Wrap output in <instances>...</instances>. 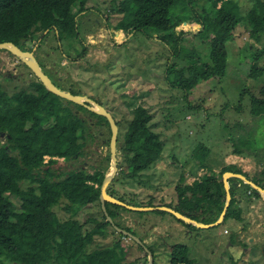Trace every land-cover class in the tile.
I'll use <instances>...</instances> for the list:
<instances>
[{"label":"trees","instance_id":"1","mask_svg":"<svg viewBox=\"0 0 264 264\" xmlns=\"http://www.w3.org/2000/svg\"><path fill=\"white\" fill-rule=\"evenodd\" d=\"M230 2L113 0L108 14L120 17L112 28L119 39L126 34L151 31L158 35L161 42L171 46L176 58L186 60L182 67L173 63L167 69L166 76L171 87L181 91L188 100L199 83L226 75L229 55L227 44L235 40L238 29L244 27L252 38L261 41L264 34V0H254L252 6L245 7L242 12H236ZM208 3L211 8L217 9L216 14L209 12L206 7ZM74 6H77L76 12L72 10ZM178 7L194 14L176 17L173 10ZM199 8H203L202 11ZM86 10H89L87 0H0V43L13 42L21 46L25 41L35 40L38 35L45 38L54 32L60 43L67 41L78 53L73 57L71 52H64L66 56L77 60L86 52L78 26V16ZM106 20L110 22L109 16ZM186 23H196L200 29L195 33L177 30ZM190 34L195 35L200 42L187 48L183 45L180 47V43L185 42ZM251 53L253 62L248 77L258 79L264 75V66L260 65L264 48ZM36 79L33 91L21 89L8 93L0 88V135L2 132L6 134L4 142L0 139V264H137L139 259L129 261L130 246L125 245L122 239L132 241L141 249L143 247L132 237L118 232L103 209L101 218L89 217L84 222L73 218L61 220L53 210L55 206H60L61 200L67 202L65 210L73 215L95 204L102 206L101 185L110 167V155L105 157L102 167L93 166L92 171L83 167L62 171L55 165L60 162V158L68 163L84 155L87 136L95 138L91 132V118L96 119L95 124L107 125L108 143L112 132L105 116L58 96ZM70 91L82 95L75 89ZM261 92L264 93V86ZM250 111L254 115L264 114V98L253 97ZM51 119L55 122L49 125ZM152 119L146 106L136 105L131 121L119 133L118 149L124 158V166L119 165L120 171L108 192L124 202L123 196L110 190L118 176L120 179L140 176L164 151L163 141L150 127ZM116 123L120 125L118 121ZM205 152L210 154L209 148L201 144L194 156L199 157ZM234 154L242 155V151L234 148ZM47 156L50 157L48 161L45 159ZM129 168L131 172H128ZM226 172L246 176L245 172L234 170L230 165L223 167L219 174L213 169L192 184L187 183L190 175L183 174L176 186L175 207L154 205L153 200L148 206L141 207L167 206L193 220L214 223L219 219L226 202L223 181ZM233 181L240 184L238 189L246 187L248 193L242 195L234 185L231 186L232 201L223 222L228 219L242 221L244 210L239 207L240 202L249 201V197L251 200V196L253 199L260 197V193L250 184L236 178H231L229 182ZM254 182L264 188L263 184ZM6 192L20 197L22 202L19 208L5 198ZM237 193L239 198L236 197ZM106 207L113 220H116L120 210L129 211L109 202ZM151 212L160 215L169 213L162 210ZM109 227L112 232H109ZM123 229L135 235L129 227ZM112 233L118 234L119 238L111 245L94 247L96 237L107 239ZM150 250L154 254V250ZM143 251L147 264L148 254ZM188 252V247L183 244L173 245L170 264H194Z\"/></svg>","mask_w":264,"mask_h":264},{"label":"rangeland","instance_id":"2","mask_svg":"<svg viewBox=\"0 0 264 264\" xmlns=\"http://www.w3.org/2000/svg\"><path fill=\"white\" fill-rule=\"evenodd\" d=\"M230 1L236 12H242V9L252 6L254 2ZM112 2L87 0L89 10L78 16L86 52L77 60L73 57L78 53L67 41L60 43L54 32L45 38L38 35L35 39L37 44L43 40L40 53L43 63L56 79H60L58 84L66 90L73 88L82 96L106 107L116 122L120 123L119 133L131 121L136 105L143 104L153 116L150 127L163 141L161 157L138 177L126 176L120 179L118 176L117 180H120H116L110 190L123 196L126 203L131 205L148 206L150 200H153L154 205L175 207L176 186L183 174L190 175L187 183L192 184L196 179L211 173L214 168L219 174L228 165L234 170L245 172L248 180L264 185V114L254 115L250 111L253 97L264 98L261 92L264 75L258 79L248 77L253 62L251 52L257 53L264 48V34L258 42L244 27L238 29L235 40L227 44L229 55L226 75L199 83L186 100L181 91L171 87L166 76L167 69L173 63L182 67L186 60L176 58L171 46L161 42L158 35L151 31L126 34V38L119 39L112 28L120 17L108 14ZM206 7L209 12L216 14L217 9L211 8L209 3ZM202 9L199 8V11ZM72 10L76 12L77 6ZM173 13L176 17L194 14L181 7L175 8ZM108 16L110 22L106 20ZM185 27L179 26L177 30L195 33L200 29L198 24L192 29L187 26L189 30ZM198 42L200 39L190 34L185 42L180 43V47L183 45L187 48ZM76 46L81 49L78 43ZM64 52H71L73 57L66 56ZM14 64L15 59L9 52L0 51L1 72L9 70L13 74ZM260 65L264 66V56ZM23 70L25 74L18 81H5L4 74L0 73V88L8 93L21 89L32 91L30 81L37 79L26 68ZM23 79L26 82H22ZM91 119V132L95 138L87 136L84 155L68 163L60 158L56 168L65 171L83 167L92 171L91 167H102L105 157L111 156L107 125L95 124L96 119ZM54 122L51 119L49 125ZM4 138L0 135L3 142ZM201 144L209 148L210 154L205 152L207 156H194ZM234 148L242 151V155L234 154ZM45 159L48 161L50 157ZM118 159L123 167L124 158L119 149ZM131 171L129 168L128 172ZM231 178L237 179L228 177ZM234 183L231 182L235 186ZM235 188L242 195L248 193L246 187ZM5 198L16 208L20 207L22 201L19 196L6 192ZM60 203L53 210L61 220L73 218L84 222L89 217L103 216V208L99 204L83 208L73 215L65 210V200ZM242 207L244 220L228 219L212 228L181 223L170 213L160 215L133 210H120L113 222L122 228L129 227L140 240L143 238L144 244L154 250L155 264H170L175 244L188 247L189 258L194 264H264V199L261 195L258 199L251 196V200L249 197V201H243ZM108 229L112 232L111 227ZM118 238V234L113 233L107 239L96 237L94 247L111 245ZM122 242L130 246L129 261L139 259L137 264H145V248L140 243L142 249L130 240L123 238Z\"/></svg>","mask_w":264,"mask_h":264},{"label":"water","instance_id":"3","mask_svg":"<svg viewBox=\"0 0 264 264\" xmlns=\"http://www.w3.org/2000/svg\"><path fill=\"white\" fill-rule=\"evenodd\" d=\"M36 47L34 50L29 51V50H22L20 47H18L15 43L13 42H3L0 43V51H8L15 55L16 57L20 58L36 75V77L44 84V86L51 92L57 94L58 96L67 99L69 101H72L73 103L83 105L87 107L89 110L105 116L111 126V139H110V154H111V163H110V171L106 173L105 178L103 180V183L101 185V195H100V200L102 203V208L105 211L107 219L113 224L114 228L120 232L123 233L124 235L130 236L133 239H135L138 243H140L145 250L148 253V263L147 264H154V254L153 252L144 244L142 240H140L137 236L132 234L131 232L124 230L123 228L119 227L118 225L114 224L112 217L108 214L106 203H113L122 207H125L128 210H133L137 212H151L154 210H162V211H167L169 213L174 214L177 218L185 221L186 223L189 224H194L197 227L201 228H212L214 226H217L221 224L225 216L227 214L228 208L231 204L232 201V193H231V184L229 182L228 177H237L240 179H243L247 184H250L255 190H257L258 193L263 197L264 199V188L261 187L260 185L256 184L255 182L248 180V178L243 175V174H237L233 172H226L223 175V181H224V186L226 190V202L224 206V210L221 213L219 219L210 224H206L203 222H199L196 220L191 219L188 216L183 215L182 213L176 211L175 209L167 206H155V207H141V206H134L130 205L114 196H112L109 192V186L115 179L116 175L118 174L119 171V165H120V160L118 159V136H119V127L116 123V119L113 116V114L104 106L101 104L97 103L96 101L90 99L87 96H82V95H75L73 94L70 90H63L61 87H59L57 84L53 82V80L50 78L48 74H46L39 62L36 60V58L33 55V52L35 51ZM92 105H95L93 107ZM6 134L4 132L1 133V136L4 137ZM235 186L238 185V183H234Z\"/></svg>","mask_w":264,"mask_h":264},{"label":"flooded vegetation","instance_id":"4","mask_svg":"<svg viewBox=\"0 0 264 264\" xmlns=\"http://www.w3.org/2000/svg\"><path fill=\"white\" fill-rule=\"evenodd\" d=\"M42 42H43V40H41L40 42H39V44H37L36 42H35V40H33V41H28V42H23V43H21V46H18V47H20L22 50H29V51H32V50H34V48L36 47V49H35V51L33 52V55H34V57L36 58V60L39 62V64H40V66H41V68H42V70L46 73V74H48L49 76H50V78L53 80V82L55 83V84H58V82L57 81H59L60 79H56L54 76H53V74H52V72L50 71V70H48L47 68H46V66L44 65V63H43V60H42V57H41V48H42ZM8 52V51H7ZM9 54L10 55H12L13 56V58L15 59V64H14V67H13V70H14V73L12 74L11 73V71H9V70H7L6 72H4V71H0V73L3 75L4 74V80L5 81H12V80H16V81H18V80H20L23 76H24V74H25V72H24V70L23 69H27V70H29V72H30V74L31 75H33V76H36L35 74H34V72L20 59V58H18V57H16L15 55H13L12 53H10L9 52ZM22 82H26V79H23L22 80ZM33 83H35V81H30V84H29V87H31L32 88V91H33V89H34V87H33ZM60 86H62L61 84H59ZM63 87V86H62ZM69 89L70 90H72L70 87H69ZM114 116V115H113ZM100 135H102V134H100ZM6 137V136H5ZM155 261V260H154ZM155 264V263H154Z\"/></svg>","mask_w":264,"mask_h":264},{"label":"crops","instance_id":"5","mask_svg":"<svg viewBox=\"0 0 264 264\" xmlns=\"http://www.w3.org/2000/svg\"><path fill=\"white\" fill-rule=\"evenodd\" d=\"M195 25H196V23H186L185 26H186V27L189 26V28L192 29L193 26L195 27ZM186 27H185V29H186V30H189V29H187ZM196 31H197V30H196ZM239 157H240V156H239ZM241 157H242V156H241ZM241 159H242V158H241ZM242 160H243V159H242ZM199 169L203 170V168H201V167H199ZM197 170H198V168H197ZM214 171H217V169L214 168ZM197 172H198V171H197ZM237 179H238V178H237ZM229 181H230V179H229ZM234 182H236V181H234ZM236 183H237V182H236ZM230 184H231V182H230ZM239 185H240V184L238 183V185H237L236 187H239ZM231 186H232V184H231ZM237 194H238V193H237ZM238 195H239V194H238ZM238 195H237V196H238ZM242 204H243V201L240 202L239 207H241V208L243 209ZM243 215H244V212H243ZM243 215H242V216H243ZM232 220H233V219H232ZM234 220H235V219H234ZM243 220H244V216H243Z\"/></svg>","mask_w":264,"mask_h":264},{"label":"clouds","instance_id":"6","mask_svg":"<svg viewBox=\"0 0 264 264\" xmlns=\"http://www.w3.org/2000/svg\"><path fill=\"white\" fill-rule=\"evenodd\" d=\"M155 260V259H154Z\"/></svg>","mask_w":264,"mask_h":264}]
</instances>
